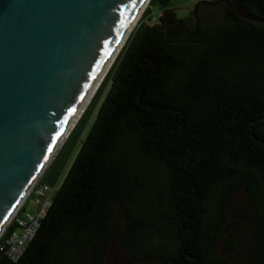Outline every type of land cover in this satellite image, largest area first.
I'll list each match as a JSON object with an SVG mask.
<instances>
[{
    "label": "trees",
    "instance_id": "16d2710c",
    "mask_svg": "<svg viewBox=\"0 0 264 264\" xmlns=\"http://www.w3.org/2000/svg\"><path fill=\"white\" fill-rule=\"evenodd\" d=\"M169 2L150 0L58 152L104 92L35 237L0 264H106L116 244L139 263L264 264V21L235 12L264 19V0L189 18Z\"/></svg>",
    "mask_w": 264,
    "mask_h": 264
},
{
    "label": "water",
    "instance_id": "95a60500",
    "mask_svg": "<svg viewBox=\"0 0 264 264\" xmlns=\"http://www.w3.org/2000/svg\"><path fill=\"white\" fill-rule=\"evenodd\" d=\"M149 3L0 0V236L75 128Z\"/></svg>",
    "mask_w": 264,
    "mask_h": 264
},
{
    "label": "rangeland",
    "instance_id": "374dc122",
    "mask_svg": "<svg viewBox=\"0 0 264 264\" xmlns=\"http://www.w3.org/2000/svg\"><path fill=\"white\" fill-rule=\"evenodd\" d=\"M201 0H170L169 5L174 7L175 13L178 18H189L196 6V4ZM211 1V0H205ZM163 5L161 3H154L151 6L152 15L158 17L161 13ZM104 98V92L96 99L93 106L90 108L88 115L86 116L83 124L78 128V130L72 135L70 140L63 147L61 152L57 153V158L55 159L53 166L50 168L46 180L50 182L53 186L52 193L53 195L58 191L64 179L74 162V159L80 150L83 141L85 140L92 124L94 123L99 106ZM63 146V145H62ZM61 149V148H60ZM60 151V150H59ZM55 156V157H56ZM54 160V159H53ZM30 198V196H28ZM26 210L33 211L35 207L32 206V199L30 198L26 203ZM243 251V248H241ZM243 254V252H241ZM240 252L237 251V255ZM106 264H151V263H139L132 258H130L121 247L116 244L113 252L108 259Z\"/></svg>",
    "mask_w": 264,
    "mask_h": 264
},
{
    "label": "built area",
    "instance_id": "2783aa9c",
    "mask_svg": "<svg viewBox=\"0 0 264 264\" xmlns=\"http://www.w3.org/2000/svg\"><path fill=\"white\" fill-rule=\"evenodd\" d=\"M152 20L154 21L155 17ZM52 190L53 187L50 185L45 183L39 184L38 181L28 195L32 199V206L35 207V210H26V203L30 199L27 197L11 219L9 225L13 223L16 227L0 241V249L4 250L5 254L12 260L16 261L20 259L25 253L28 243L35 237L43 218L51 206L53 199ZM23 206L24 208H22ZM3 234L0 236V239L3 237Z\"/></svg>",
    "mask_w": 264,
    "mask_h": 264
},
{
    "label": "bare ground",
    "instance_id": "6f19581e",
    "mask_svg": "<svg viewBox=\"0 0 264 264\" xmlns=\"http://www.w3.org/2000/svg\"><path fill=\"white\" fill-rule=\"evenodd\" d=\"M102 83V82H101ZM99 88V87H98ZM98 88L95 90V93L93 95H91L89 97V99L87 100V102L85 103L84 107L82 108V110L80 111V113L78 114V116L80 115V117H82V115L85 113V110L88 108L89 104L91 103V101L93 100L92 98L94 97V95L96 94V92L98 91ZM77 116V119H78ZM79 117V120L81 119ZM76 120V119H75ZM74 124H76V122L74 121ZM62 148V147H61ZM53 162V161H52Z\"/></svg>",
    "mask_w": 264,
    "mask_h": 264
},
{
    "label": "crops",
    "instance_id": "0c3cea01",
    "mask_svg": "<svg viewBox=\"0 0 264 264\" xmlns=\"http://www.w3.org/2000/svg\"><path fill=\"white\" fill-rule=\"evenodd\" d=\"M174 8V7H173Z\"/></svg>",
    "mask_w": 264,
    "mask_h": 264
}]
</instances>
